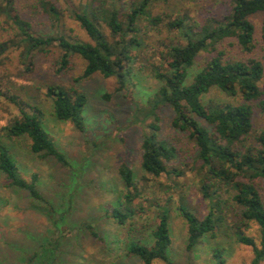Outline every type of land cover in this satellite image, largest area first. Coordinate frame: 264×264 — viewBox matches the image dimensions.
<instances>
[{
  "label": "trees",
  "instance_id": "16d2710c",
  "mask_svg": "<svg viewBox=\"0 0 264 264\" xmlns=\"http://www.w3.org/2000/svg\"><path fill=\"white\" fill-rule=\"evenodd\" d=\"M168 1L82 0L79 7L70 12V17L85 32L89 42L74 40L63 34L38 35L31 24L11 7L7 10L2 8L1 13L10 21L15 34L0 43V66L7 51L19 50L24 68L28 71L33 67L35 57L45 56L50 49L56 48L57 74L67 70L72 57L78 56L85 63L82 78L95 74L106 79L115 78L117 90L129 93L135 72L144 70L136 67V63L146 47L145 34L150 31L160 34V27L179 34L181 40L164 45L155 56L157 62L147 63L148 67H145L160 83L158 90L145 106L135 104L134 121L142 129L141 183L136 181L129 166L120 164L117 174L121 189L104 218L118 226H126L142 212L138 206L146 192L154 193L149 183L161 176L170 180L184 175L183 170L169 166L177 157L175 147L159 137L157 110L168 106L173 113L171 128L185 134L192 144L195 152L193 161L199 163L196 168L200 177L198 191L205 202L202 211L192 209L182 199L176 206L186 225V251H192L207 237L214 238L227 224L236 241L252 249L249 264H261L264 262V125L255 129L253 117L257 107L264 110L260 87L264 66L251 57L229 56L219 47L231 40L236 50L248 56L256 48L257 32L259 41L264 44V0H231L230 11L222 19L209 17L202 23L186 14L174 18L154 15L156 4ZM9 2L6 0V4ZM28 8L32 15L46 16L52 23L61 21L62 13L57 0H35ZM257 15L260 16L258 29L252 21ZM103 26L109 35L104 33ZM202 53L209 55L198 71L190 73ZM213 89L228 100L205 102V95ZM45 95L52 100V115L57 121L71 123L76 130L83 131L82 114L87 103L83 93L74 87L50 84ZM0 96L19 112L0 130V174L9 187L25 191L31 199L46 203L37 187L38 176L31 174L27 180L20 174L13 153L5 142L14 143L26 138L31 154L53 158L63 167H68V162L44 130L43 114L36 105L1 90ZM147 120L150 122L147 123ZM198 120L209 128L202 126ZM165 201L167 204L160 205L155 197L150 198V205L156 209L154 225L149 231L150 245L136 240H128L124 244L126 254L142 264L156 261L173 264L170 259L168 205L171 198L166 197ZM228 211L232 213L229 221ZM80 227L99 239L90 223L84 222ZM253 227L256 228V237L247 234ZM50 244L56 251L57 243ZM221 254L220 249H213L214 264L224 263ZM34 256L27 258L29 264Z\"/></svg>",
  "mask_w": 264,
  "mask_h": 264
},
{
  "label": "rangeland",
  "instance_id": "374dc122",
  "mask_svg": "<svg viewBox=\"0 0 264 264\" xmlns=\"http://www.w3.org/2000/svg\"><path fill=\"white\" fill-rule=\"evenodd\" d=\"M34 1L10 0L6 4V0H0V43L13 38L15 34L10 21L1 13L2 8L7 10L8 7L27 20L38 35L63 34L74 40L89 42L85 32L70 17V12L79 7L82 0H57L62 13L58 24L52 23L46 16L32 15L28 5ZM230 4L231 0H169L166 4H156L153 13L172 18L186 14L202 23L209 17L222 19L229 13ZM252 21L258 29L260 16H255ZM160 28V34L154 31L145 34L146 47L136 63V67L144 70L135 72L129 93L117 90L115 78L106 79L99 74L82 78L85 63L78 56L72 57L67 70L57 74L56 48L50 49L45 56L35 57L33 67L28 71L24 68L19 50L7 51L0 66L1 92L36 105L42 111L43 128L64 154L68 167L61 166L53 158L31 154L26 138L14 143L2 139L13 153L20 174L27 180L31 174L38 176L37 187L46 203L31 199L25 191L9 187L0 174V264H29L27 258L33 254L36 256L31 264H142L126 254L124 244L128 240H136L150 245L149 231L156 216V209L150 205L151 197H155L160 205L167 204L166 197L171 198L168 205L170 259L173 264H214L212 255L215 248L221 250L223 264H249L252 249L238 243L227 224L214 238L207 237L192 251H186V225L176 206L182 199L192 209L202 211L205 202L198 191L200 177L196 168L199 163L193 161L195 152L192 144L185 134L171 128L173 113L168 106H161L157 110L159 137L175 147L177 157L169 166L183 170L184 175L170 180L161 176L149 183L154 193L146 192L138 206L142 212L126 226H118L104 218L121 189L117 174L119 165L124 163L129 166L136 181L140 182L143 177L140 167L142 129L134 121L135 104L145 106L160 86L145 67H148L147 63L157 62L155 56L164 45L181 40L179 34ZM102 29L109 35L106 27ZM258 35L257 32L256 48L248 56L236 50L231 40L219 48L229 56L257 59L264 66V44L259 41ZM208 55L202 53L190 73L198 71ZM50 84L74 87L86 96L87 103L82 114L83 131L53 117L52 100L45 95ZM260 87L264 99V77ZM226 100L216 89L204 97L205 102ZM18 115V109L0 96V130ZM198 121L209 128L203 121ZM253 123L255 129L264 125V110L259 107L254 110ZM227 214L229 221L232 213L228 211ZM84 222L92 225L99 239L80 227ZM247 234L256 237V228L253 227ZM52 242L57 243L56 251L50 246ZM153 264L164 263L156 261Z\"/></svg>",
  "mask_w": 264,
  "mask_h": 264
}]
</instances>
